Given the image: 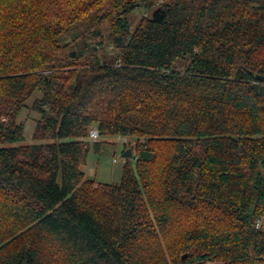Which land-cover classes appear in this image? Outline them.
Returning a JSON list of instances; mask_svg holds the SVG:
<instances>
[{
  "label": "trees",
  "instance_id": "trees-1",
  "mask_svg": "<svg viewBox=\"0 0 264 264\" xmlns=\"http://www.w3.org/2000/svg\"><path fill=\"white\" fill-rule=\"evenodd\" d=\"M259 77L264 0H0V264H264ZM92 129L135 139L119 185Z\"/></svg>",
  "mask_w": 264,
  "mask_h": 264
},
{
  "label": "rangeland",
  "instance_id": "rangeland-1",
  "mask_svg": "<svg viewBox=\"0 0 264 264\" xmlns=\"http://www.w3.org/2000/svg\"><path fill=\"white\" fill-rule=\"evenodd\" d=\"M154 10L155 7L150 10L142 6L130 14L129 22L131 31L136 28L144 16H150ZM100 32L101 34L99 36L90 35L88 43L90 47H94L93 53L99 61L111 64L114 62L115 54L118 50L110 40L108 22L103 24L100 28ZM90 53L91 52H88V56L92 61L94 56ZM40 97L41 93H36V95L28 101V107L22 111L18 118V122L25 125V141L23 143L25 145L39 144L42 142L40 139H35V131L40 115L32 110L33 101ZM124 139L126 141H124ZM134 144V138H120L117 136L99 137L96 141L91 139L90 152L86 164L83 167L86 177L94 179L98 183L119 185L122 178L123 167L127 160H129L132 167L135 166V152L129 149V146H133ZM129 150L131 151V157L125 158L123 154Z\"/></svg>",
  "mask_w": 264,
  "mask_h": 264
},
{
  "label": "built area",
  "instance_id": "built-area-1",
  "mask_svg": "<svg viewBox=\"0 0 264 264\" xmlns=\"http://www.w3.org/2000/svg\"><path fill=\"white\" fill-rule=\"evenodd\" d=\"M263 85H264V79L262 80L261 82ZM99 138V134H98V131L96 129H92L90 131V139H94L95 141ZM121 138V137H120ZM124 141H126L124 139ZM264 221V220H263ZM263 221H260L257 225V228H261L262 226L264 227V222Z\"/></svg>",
  "mask_w": 264,
  "mask_h": 264
},
{
  "label": "water",
  "instance_id": "water-1",
  "mask_svg": "<svg viewBox=\"0 0 264 264\" xmlns=\"http://www.w3.org/2000/svg\"><path fill=\"white\" fill-rule=\"evenodd\" d=\"M264 79V77H259V80L260 81H262ZM123 156L125 157V158H129V157H131V151L129 150V151H126L124 154H123ZM186 257V255L185 256H183V259Z\"/></svg>",
  "mask_w": 264,
  "mask_h": 264
}]
</instances>
